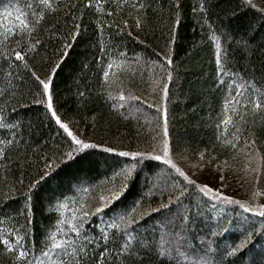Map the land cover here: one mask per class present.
I'll return each instance as SVG.
<instances>
[{
  "label": "snow or ice",
  "instance_id": "1",
  "mask_svg": "<svg viewBox=\"0 0 264 264\" xmlns=\"http://www.w3.org/2000/svg\"><path fill=\"white\" fill-rule=\"evenodd\" d=\"M181 9L182 0H18L14 18L8 9L0 14V264H264V68L259 77L254 68L231 69L237 52L250 58L255 51L264 0L225 10L230 19L241 9L253 14L239 37L214 26L210 0L193 6L208 26L215 82L229 81L211 151L191 149L172 132ZM157 32L165 41L159 51L150 43ZM81 40L94 50L97 99L116 121L115 133L110 121L101 131L96 113L89 129L87 117L82 127L60 111L54 78ZM128 42L140 48L132 58ZM237 80L243 83L232 95ZM90 92L77 89L78 109L87 108ZM31 106L42 108L35 120L24 115ZM120 126L135 127V147ZM101 153L120 158L111 174L76 185L71 197H48L51 219L38 242L36 204L58 162L87 165ZM146 168L143 188L124 203ZM233 180L243 197L224 190Z\"/></svg>",
  "mask_w": 264,
  "mask_h": 264
},
{
  "label": "trees",
  "instance_id": "2",
  "mask_svg": "<svg viewBox=\"0 0 264 264\" xmlns=\"http://www.w3.org/2000/svg\"><path fill=\"white\" fill-rule=\"evenodd\" d=\"M199 2L200 0H182L181 10L183 15L181 22L177 26L178 36L173 45L175 79L170 82L169 111L174 136L187 143L191 149H203L207 146L208 150L211 151L215 142L214 124L217 116L222 111L223 99L228 95L229 81L228 78H225V82L222 85H218L215 82V63L212 58L213 50L208 34V26L202 24L192 11L194 5L199 6ZM238 3L239 0H210L214 12L212 15L214 26L218 27L223 24L237 37L246 31L248 21L253 18V14L250 11L242 9L240 11L243 14L237 19H230L226 16L225 10L236 9ZM17 6L18 0H0V14H4L5 9H8L13 11L14 18V9ZM164 31L167 32V28ZM251 35L249 33V36ZM160 36V32H157L156 36L150 38V43L156 46L158 51L163 49L165 42L163 38H159ZM252 46L255 51L250 58L246 55L242 57L240 52L235 54V61L231 65V69L246 68L250 73L254 68L257 77H259L261 69L264 68V56L260 54L261 46H264V26H261L255 32L254 37H252ZM93 51L87 41L83 40L78 42L70 51L66 62L63 63L54 78L55 90L58 93L57 102L60 105V111L68 118L80 120L82 127L85 126V117H87L86 126L91 129V116L96 113L99 117L98 127L101 128V131H103L102 125L104 122L110 121L112 125L111 132L115 133L117 130L116 121L108 114V109L105 107L103 100L97 99L99 88L96 65L93 62ZM135 51H140L139 46L133 42H128L127 55L132 58ZM152 58L155 59V57ZM85 63L89 64L90 67L87 69L83 68ZM143 75L145 79L148 78L147 70L143 72ZM242 75H244L245 79L250 78L246 73H242ZM236 82L243 83L240 80L233 82L232 95H235ZM137 84L140 88L145 87V85L139 84V73L137 74ZM257 86L260 87L261 85L258 84ZM86 87L91 89L90 95L92 99L88 103L87 108L78 109L77 89L85 90ZM38 109L42 111L40 106H31L28 111L24 112L25 117L30 116L35 120ZM152 112L154 114V110ZM209 117H211V120ZM49 131L54 132V127L52 129H44L43 136H48ZM120 131L130 134L132 146L135 147V127L125 128L120 126ZM48 146H54L53 140L49 139ZM94 151L99 152V150ZM91 159L93 162L87 165L77 163L68 167H63L58 162L59 173L44 186L42 190L44 199L36 204L34 227L38 242L41 232L51 219L48 215L47 198L51 197L53 202H55L56 200H62L63 195L69 197L76 195L71 189H74L76 185L87 186L89 182L97 183L99 180L104 179L106 174H111L115 167V161L120 158L101 153ZM148 175L149 172L146 168L138 178L136 185L125 198L124 203H130L139 194L145 183L144 177ZM79 195H83V193ZM68 203L70 204L71 200ZM13 207H16V205H8V208ZM8 208H5L4 211H7ZM227 239H229L228 236L225 237V240ZM256 247H259V245L257 244Z\"/></svg>",
  "mask_w": 264,
  "mask_h": 264
},
{
  "label": "rangeland",
  "instance_id": "3",
  "mask_svg": "<svg viewBox=\"0 0 264 264\" xmlns=\"http://www.w3.org/2000/svg\"><path fill=\"white\" fill-rule=\"evenodd\" d=\"M224 190L234 196L243 197L244 195L243 191L236 186V182L234 180L232 181V187L225 188Z\"/></svg>",
  "mask_w": 264,
  "mask_h": 264
}]
</instances>
